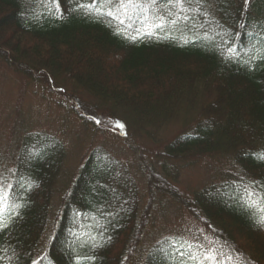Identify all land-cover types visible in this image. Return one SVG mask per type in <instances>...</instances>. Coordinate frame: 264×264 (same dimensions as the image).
<instances>
[{"label": "trees", "instance_id": "trees-1", "mask_svg": "<svg viewBox=\"0 0 264 264\" xmlns=\"http://www.w3.org/2000/svg\"><path fill=\"white\" fill-rule=\"evenodd\" d=\"M182 9L175 0H0L1 61L69 89L92 136L116 133L134 155L127 163L97 144L70 172L60 139L26 131L9 165L0 158V264H132L158 194L203 226L216 259L168 236L140 264H264V202L250 207L245 195L264 196V0H185ZM176 13L187 19L156 26ZM147 143L158 150L149 155ZM205 160L219 182L176 186L172 163Z\"/></svg>", "mask_w": 264, "mask_h": 264}, {"label": "rangeland", "instance_id": "rangeland-1", "mask_svg": "<svg viewBox=\"0 0 264 264\" xmlns=\"http://www.w3.org/2000/svg\"><path fill=\"white\" fill-rule=\"evenodd\" d=\"M67 90H59L58 86L53 85L46 77L38 82L17 74L0 59V158H4L5 166L9 165L17 142L23 134L34 130L51 134L65 144L69 154L70 172L83 163L89 149L97 144L105 145L113 155L124 162L129 163L134 159L131 147L116 133L101 129L102 132L92 136L91 131L72 113L71 104L77 103L79 99H71V92ZM98 124L103 128L104 125ZM178 130L179 126H170L163 132V136L169 138ZM152 148L157 151L158 145L147 143L149 155L152 154ZM162 163L163 160L159 158L155 160L157 167H161ZM172 164L180 170L179 180L175 184L183 192H191L210 183L219 182L223 175L209 160L193 165H186V162ZM141 191L144 196L142 204L145 207L147 198L142 185ZM168 236L186 239L198 245L205 253L209 248H213L217 254L215 240L203 226L173 198L158 194L145 236L132 264H140L151 246L157 240Z\"/></svg>", "mask_w": 264, "mask_h": 264}, {"label": "snow or ice", "instance_id": "snow-or-ice-1", "mask_svg": "<svg viewBox=\"0 0 264 264\" xmlns=\"http://www.w3.org/2000/svg\"><path fill=\"white\" fill-rule=\"evenodd\" d=\"M133 2H134V0H126V3H133ZM184 2H185V0H175L176 4L181 5V12L183 10L182 9V5L184 4ZM246 2H247V0H246ZM123 3H125V0H122V4ZM171 15L172 14L169 13V16H171ZM181 18L187 19V17L186 16H182L181 13H176L174 19H169L168 16L161 15V16L158 17V20L161 23H159L156 26L157 27H163L166 23H171V24L175 25V24L179 23ZM121 23H123V21H121ZM258 159L264 160V154L258 155ZM245 195H246L248 201L251 202L250 205H249L250 207H259V203L260 202H264V196H261L259 198V201L254 200L253 197H255L256 193H255L254 190H250L249 188H245ZM6 200H7L6 190L4 189V186H3L2 182H0V215H2L3 205L6 202ZM260 211L264 212V208H260ZM260 223H261V225H264V216L260 217ZM7 227H8V224L5 223L2 218H0V230H3L5 228H7ZM193 258L195 259V257H193ZM204 258L208 259V260L215 261V259H216L215 249L209 248L206 251V253L204 254ZM32 264H39V262L36 261V260H33Z\"/></svg>", "mask_w": 264, "mask_h": 264}]
</instances>
